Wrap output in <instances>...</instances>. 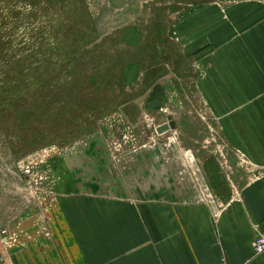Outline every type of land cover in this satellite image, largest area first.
<instances>
[{
	"label": "rangeland",
	"instance_id": "1",
	"mask_svg": "<svg viewBox=\"0 0 264 264\" xmlns=\"http://www.w3.org/2000/svg\"><path fill=\"white\" fill-rule=\"evenodd\" d=\"M216 1L0 0L6 19L13 12L0 25V86L12 91L0 103L3 254L50 232L53 158L98 136L113 163L137 151L165 159L209 126L197 31H212L213 15L197 20Z\"/></svg>",
	"mask_w": 264,
	"mask_h": 264
},
{
	"label": "crops",
	"instance_id": "2",
	"mask_svg": "<svg viewBox=\"0 0 264 264\" xmlns=\"http://www.w3.org/2000/svg\"><path fill=\"white\" fill-rule=\"evenodd\" d=\"M204 7L198 24L212 14L213 26L197 31L204 69L197 87L209 126L193 129L192 142L169 144L165 159L137 151L115 165L98 136L53 158L50 232L24 249L0 250V264L252 258L251 243L264 234V0ZM251 264H264V254Z\"/></svg>",
	"mask_w": 264,
	"mask_h": 264
},
{
	"label": "built area",
	"instance_id": "3",
	"mask_svg": "<svg viewBox=\"0 0 264 264\" xmlns=\"http://www.w3.org/2000/svg\"><path fill=\"white\" fill-rule=\"evenodd\" d=\"M0 235L3 237H8L10 233L8 231H3ZM11 237V236H10ZM252 247H253V256L251 259L247 260L243 264H251L253 259L258 257V256H263L264 254V234H260L258 237H256L253 241ZM12 245V240H10V243L5 240V246L8 248L9 246ZM220 264H227L225 260H223Z\"/></svg>",
	"mask_w": 264,
	"mask_h": 264
},
{
	"label": "trees",
	"instance_id": "4",
	"mask_svg": "<svg viewBox=\"0 0 264 264\" xmlns=\"http://www.w3.org/2000/svg\"><path fill=\"white\" fill-rule=\"evenodd\" d=\"M4 14V12H2V14H1V12H0V25L1 24H4V25H6V23L7 22H9L10 20H13V12H12V17L11 18H5V16L3 15ZM14 27V26H13ZM23 43V42H22ZM21 43V44H22ZM53 50H55V49H53ZM59 60H61V58L59 59V57L58 58H51V59H49L48 61V65H51V64H53V67H57V65H58V63L60 64V62L61 61H59ZM65 60V59H64ZM62 62H64V61H62ZM39 70H41V67H39V66H37V69H36V72H40ZM44 79H46V76H42V74L40 75V78L39 79H37V81L36 82H38V81H41V82H43L44 81ZM4 85L3 86H0V103H1V99H2V97L1 96H5V95H8V94H11L12 93V91H11V89H5L4 90ZM14 89V88H13ZM15 89H17V88H15Z\"/></svg>",
	"mask_w": 264,
	"mask_h": 264
},
{
	"label": "water",
	"instance_id": "5",
	"mask_svg": "<svg viewBox=\"0 0 264 264\" xmlns=\"http://www.w3.org/2000/svg\"><path fill=\"white\" fill-rule=\"evenodd\" d=\"M161 133V132H160Z\"/></svg>",
	"mask_w": 264,
	"mask_h": 264
}]
</instances>
